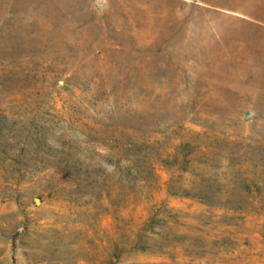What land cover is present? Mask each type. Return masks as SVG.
Returning a JSON list of instances; mask_svg holds the SVG:
<instances>
[{
    "label": "rangeland",
    "instance_id": "obj_1",
    "mask_svg": "<svg viewBox=\"0 0 264 264\" xmlns=\"http://www.w3.org/2000/svg\"><path fill=\"white\" fill-rule=\"evenodd\" d=\"M0 264H264V0H0Z\"/></svg>",
    "mask_w": 264,
    "mask_h": 264
}]
</instances>
